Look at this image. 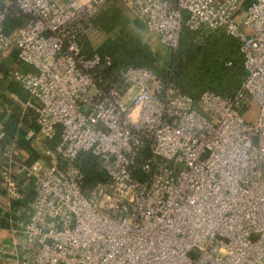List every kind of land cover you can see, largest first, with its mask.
Returning a JSON list of instances; mask_svg holds the SVG:
<instances>
[{
  "label": "built area",
  "instance_id": "built-area-1",
  "mask_svg": "<svg viewBox=\"0 0 264 264\" xmlns=\"http://www.w3.org/2000/svg\"><path fill=\"white\" fill-rule=\"evenodd\" d=\"M1 1L0 54L15 48L33 69L12 78L36 114L28 140L48 158L0 149L9 201L22 198L18 180L32 187L16 264H264V0H116L173 53L185 28L239 42V90L199 100L151 69L110 73L109 53H86L115 0ZM11 15L24 22L8 34ZM82 153L105 173L88 190Z\"/></svg>",
  "mask_w": 264,
  "mask_h": 264
},
{
  "label": "trees",
  "instance_id": "trees-1",
  "mask_svg": "<svg viewBox=\"0 0 264 264\" xmlns=\"http://www.w3.org/2000/svg\"><path fill=\"white\" fill-rule=\"evenodd\" d=\"M95 23L99 30L107 34H117V41L109 43L100 51L102 54L109 53L112 56L113 66L108 70L110 73L129 67H146L160 77L171 78L185 95L194 100H199L207 91L232 97L239 90L246 76L240 44L225 34L204 35L202 42L197 44L196 40L201 35L185 28L180 48L172 56L170 74L157 68V55L143 42L139 34L129 28L127 18L119 9L112 8L101 12ZM82 44L88 55L94 53L87 39L84 38ZM14 92L23 102L29 101L28 92L20 86L15 87ZM4 100L13 111V117L5 127V134L8 138H13L22 117V108L10 99L4 97ZM27 113L22 122L30 129L34 125L36 114L31 108ZM58 142L57 137L54 144ZM77 164L84 173L85 190L104 181L105 173L92 154H80Z\"/></svg>",
  "mask_w": 264,
  "mask_h": 264
},
{
  "label": "crops",
  "instance_id": "crops-1",
  "mask_svg": "<svg viewBox=\"0 0 264 264\" xmlns=\"http://www.w3.org/2000/svg\"><path fill=\"white\" fill-rule=\"evenodd\" d=\"M4 6L5 3L0 0V9ZM23 22L24 18L20 16H9L5 22L6 32L8 34L14 33ZM15 71L24 73L33 71V69L21 63L16 49L12 48L6 54H0V133H5L6 125L13 117V111L5 102L4 97L12 100L22 108V117L17 125L15 136L13 138L7 137L6 140L0 141V149L3 152L8 151L11 157L19 162L48 161V158L42 155L43 148L28 140V134L35 127L36 120L30 129L22 122L28 114L27 110L30 108L28 106L30 97L29 101L25 103L14 92V88L20 86L12 78V74ZM20 88L22 87L20 86ZM18 186L22 193V198L17 202H10L6 189L0 181V264H16L9 251L13 248L14 241L21 240V236L13 231L18 221L27 218L29 204L33 197L30 183L18 180Z\"/></svg>",
  "mask_w": 264,
  "mask_h": 264
},
{
  "label": "rangeland",
  "instance_id": "rangeland-1",
  "mask_svg": "<svg viewBox=\"0 0 264 264\" xmlns=\"http://www.w3.org/2000/svg\"><path fill=\"white\" fill-rule=\"evenodd\" d=\"M119 9L123 15L127 18L129 22V28L139 34L145 44H147L151 50L157 55L158 57V62H157V68L164 70L167 73H172L171 71V64H172V56L173 52L170 50L166 49L164 46H162L159 43L158 38L155 35L149 34L146 30H144V26H142L139 22H137L132 15V13L125 7L123 6L119 1H114L112 4H110L106 10H111V9ZM140 24V26H139ZM212 34V33H210ZM203 36H199L197 38L196 43H201ZM115 41H117V34L112 33V34H107L101 30H97L95 34L91 37V40L88 41L90 48L92 51H102L109 43L112 44ZM149 155V151L145 153V156ZM46 157V155H45ZM142 178V177H141Z\"/></svg>",
  "mask_w": 264,
  "mask_h": 264
}]
</instances>
